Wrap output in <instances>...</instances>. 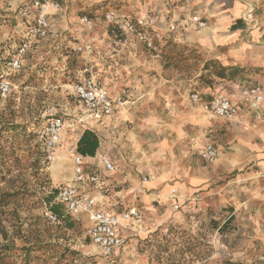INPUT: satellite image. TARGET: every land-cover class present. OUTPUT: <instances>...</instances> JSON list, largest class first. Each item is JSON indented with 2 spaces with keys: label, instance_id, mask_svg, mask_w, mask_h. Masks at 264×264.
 Instances as JSON below:
<instances>
[{
  "label": "rangeland",
  "instance_id": "374dc122",
  "mask_svg": "<svg viewBox=\"0 0 264 264\" xmlns=\"http://www.w3.org/2000/svg\"><path fill=\"white\" fill-rule=\"evenodd\" d=\"M75 2L68 18L57 19L61 38L40 43L11 77L12 93L0 97V264H264V169L236 162L232 145L240 133L231 122L208 120L190 100L194 92L234 93L227 81H252L251 70L231 72L199 48L174 41L159 59L140 49L110 51L101 29L94 55H78L69 37L81 33L79 18H103L123 4ZM17 13L16 0H0V50L18 44ZM86 66L114 96L128 99L120 117L97 129L94 156L99 167L100 156L115 166L103 175L105 186L92 187L94 195L109 210L135 206L141 214L113 259L56 200L55 190L74 176L68 145L84 132L68 127L52 163L37 137L49 112L76 115L73 86ZM210 142L221 153L215 164L199 157ZM55 207L65 216L58 224L44 217Z\"/></svg>",
  "mask_w": 264,
  "mask_h": 264
},
{
  "label": "built area",
  "instance_id": "2783aa9c",
  "mask_svg": "<svg viewBox=\"0 0 264 264\" xmlns=\"http://www.w3.org/2000/svg\"><path fill=\"white\" fill-rule=\"evenodd\" d=\"M70 1L20 0L16 26L19 32L18 44L12 51L8 45L0 50V97H7L12 93L14 83L11 77L22 72L27 57L40 43H54L61 38L63 34L55 27L52 16L67 15ZM79 22L81 33L73 32L69 37L78 55H94L100 38L97 35L98 29L106 36L110 51L126 52L138 43L154 58H162L164 54L165 38L158 28L156 17L149 13L133 16L111 9L104 13L103 18L83 15ZM192 25L203 29L206 22L197 14L188 15L179 22L169 23L166 34L185 30ZM262 25L264 26V21ZM80 74L79 80L73 86V93L79 104L76 115L71 118L68 114L49 112L47 123L38 132V142L44 159L49 163L56 161L68 127L85 131L90 129L92 123L104 125L127 108L128 99L125 96H114L93 75L92 68L86 66ZM263 93L261 85L250 84L243 88L242 98L250 103L252 110L257 111L264 102ZM190 100L200 106L208 120L233 122L240 115V105L223 93L204 99L203 95L194 92L190 95ZM79 140L80 138H74L68 145L67 153L73 164L74 176L70 183L58 187L56 200L65 206L66 214L73 221L86 224V237L101 254L113 259L122 254L130 236L128 233L133 231L134 223L140 219L141 214L135 206L123 212L109 210L94 195L92 187H102L105 184L103 175L107 177L113 174L115 166L107 156L98 158L101 168L95 162V157L81 155L78 150ZM199 157L206 164H214L219 159L220 152L210 142L200 150ZM44 217L52 224L62 222L51 208L44 211Z\"/></svg>",
  "mask_w": 264,
  "mask_h": 264
},
{
  "label": "crops",
  "instance_id": "0c3cea01",
  "mask_svg": "<svg viewBox=\"0 0 264 264\" xmlns=\"http://www.w3.org/2000/svg\"><path fill=\"white\" fill-rule=\"evenodd\" d=\"M101 1L105 0H88V3H99ZM117 1H121L123 4L119 13L133 16L140 13H149L155 16L158 28L165 38V43L174 41L199 48L204 52L207 59L219 61L224 68L229 69L231 72L240 69L246 70V72L251 70L252 81H227L234 93L224 91L221 88L216 93L204 97V99H208L217 93H223L240 105L239 117L231 122L232 130L240 133L236 143L232 145L233 152L239 155L236 162L250 161L261 165L264 169V102L256 111L252 110L250 103L242 98L243 88L250 84H259L264 91V26L262 25L264 21V0ZM75 4V0L70 1L72 10ZM16 5L17 8L20 6V0H16ZM192 14L199 15L206 22V27L199 29L196 25H192L185 30L166 34L169 23L179 22L181 18ZM67 16L68 14H55L52 16V21L57 29L60 30L57 23L58 17L66 19ZM101 34H104L103 31H101ZM139 49L146 52L137 43L125 53H133ZM196 106L200 109L199 105ZM121 114L117 117H120ZM117 117L109 119L104 125L114 122L113 120ZM104 125L92 123L90 129L85 131H91L99 138L97 129L105 128ZM236 129L241 130L237 131ZM65 162L68 163V161ZM100 202L102 203L101 200Z\"/></svg>",
  "mask_w": 264,
  "mask_h": 264
},
{
  "label": "trees",
  "instance_id": "16d2710c",
  "mask_svg": "<svg viewBox=\"0 0 264 264\" xmlns=\"http://www.w3.org/2000/svg\"><path fill=\"white\" fill-rule=\"evenodd\" d=\"M225 71V69H223ZM222 75V74H220ZM39 132V131H38ZM39 144V143H38ZM40 145V144H39ZM100 146V142L98 137L91 131H85L82 135L79 143H78V150L81 155L94 157L96 155V152ZM41 147V145H40ZM55 193L57 195L58 190H55ZM60 204V203H59ZM52 211L57 214L60 219L63 221L65 216H63L60 211L58 210V207L51 208ZM90 240V239H89ZM2 248H6V246H3ZM26 259L29 257V250L26 252Z\"/></svg>",
  "mask_w": 264,
  "mask_h": 264
},
{
  "label": "bare ground",
  "instance_id": "6f19581e",
  "mask_svg": "<svg viewBox=\"0 0 264 264\" xmlns=\"http://www.w3.org/2000/svg\"><path fill=\"white\" fill-rule=\"evenodd\" d=\"M73 178V177H72ZM71 180V179H70Z\"/></svg>",
  "mask_w": 264,
  "mask_h": 264
}]
</instances>
